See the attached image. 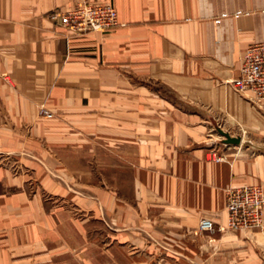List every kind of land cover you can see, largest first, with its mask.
<instances>
[{"label": "crops", "instance_id": "0c3cea01", "mask_svg": "<svg viewBox=\"0 0 264 264\" xmlns=\"http://www.w3.org/2000/svg\"><path fill=\"white\" fill-rule=\"evenodd\" d=\"M81 1L112 5L118 25L71 36L48 19ZM258 41L264 0H0V158L33 154L70 181L63 148L96 150L86 158L102 165L119 150L132 167L128 193L93 190L100 211L114 214L116 255L91 257L80 223V249L69 254L63 240L48 264H264V222L197 230L202 218L226 225L229 187L264 190V103L231 86ZM39 107L53 118L38 117ZM216 127L241 143L215 142ZM8 182L1 166L0 188ZM1 191L0 264H10L20 259L9 252ZM80 203L98 210L89 196ZM51 220L49 233L60 235Z\"/></svg>", "mask_w": 264, "mask_h": 264}, {"label": "rangeland", "instance_id": "374dc122", "mask_svg": "<svg viewBox=\"0 0 264 264\" xmlns=\"http://www.w3.org/2000/svg\"><path fill=\"white\" fill-rule=\"evenodd\" d=\"M42 109L47 110L39 107L37 116L45 118L39 114ZM219 130L224 131L216 127L212 134L215 142L223 143ZM95 152L96 150L87 152L79 147L73 150L60 149L59 156L69 173L72 172L75 179L73 181L57 177L50 165L39 162L33 154L23 152L24 154L15 153L0 158V163L3 161L0 167L7 169L9 173L8 186L3 183L0 188L2 194L8 197L9 252L18 255L20 259L10 264H48L50 248L55 247V244L58 243V246L53 254L66 251L63 240L72 244V250L68 249L69 254L76 253L81 247V235L77 229L80 223L87 230L85 236L89 240L88 253L91 257L104 255V259H108V256L116 255V241L111 239L116 234L113 230L114 214L100 211L102 208L93 190L116 191L120 195L128 193L132 186V167L123 164V160L119 158L122 151L116 150V156L108 151L104 155V165L97 164L95 158H86L87 153L94 155ZM88 196L98 206V210L82 206L80 199L86 200ZM51 217L60 235L49 233L48 223ZM82 241L85 243L86 240ZM71 261H66V264L75 262L74 259Z\"/></svg>", "mask_w": 264, "mask_h": 264}, {"label": "built area", "instance_id": "2783aa9c", "mask_svg": "<svg viewBox=\"0 0 264 264\" xmlns=\"http://www.w3.org/2000/svg\"><path fill=\"white\" fill-rule=\"evenodd\" d=\"M47 17L63 28L68 35L81 36L92 32H107L118 25L115 8L108 3L81 1L66 10H53ZM233 89L245 94L254 103H264V41L247 46L242 57L239 76L231 81ZM45 118L53 114L39 111ZM225 226H215L213 221L202 218L198 232H236L261 228L264 222V190L260 185L229 187L225 191Z\"/></svg>", "mask_w": 264, "mask_h": 264}, {"label": "water", "instance_id": "95a60500", "mask_svg": "<svg viewBox=\"0 0 264 264\" xmlns=\"http://www.w3.org/2000/svg\"><path fill=\"white\" fill-rule=\"evenodd\" d=\"M220 135L223 137V143L230 145H239L241 143L240 137L231 136L229 133L219 130Z\"/></svg>", "mask_w": 264, "mask_h": 264}]
</instances>
